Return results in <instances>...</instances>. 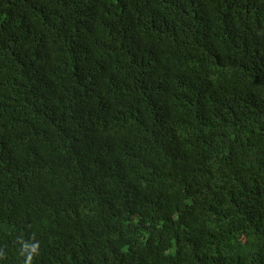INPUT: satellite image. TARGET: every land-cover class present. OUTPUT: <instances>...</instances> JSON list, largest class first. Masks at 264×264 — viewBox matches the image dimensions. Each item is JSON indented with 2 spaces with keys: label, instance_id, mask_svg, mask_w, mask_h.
<instances>
[{
  "label": "trees",
  "instance_id": "obj_1",
  "mask_svg": "<svg viewBox=\"0 0 264 264\" xmlns=\"http://www.w3.org/2000/svg\"><path fill=\"white\" fill-rule=\"evenodd\" d=\"M0 264H264V0H0Z\"/></svg>",
  "mask_w": 264,
  "mask_h": 264
}]
</instances>
